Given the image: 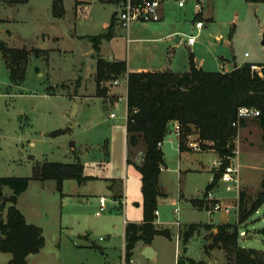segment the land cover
<instances>
[{
	"label": "rangeland",
	"instance_id": "1",
	"mask_svg": "<svg viewBox=\"0 0 264 264\" xmlns=\"http://www.w3.org/2000/svg\"><path fill=\"white\" fill-rule=\"evenodd\" d=\"M55 1L31 0L17 6L0 3V43L31 52L24 75L15 78L0 52V178L30 179L16 207L28 224L42 229L45 246L39 254L30 256L29 264H122V224L126 215L108 210L98 217L96 212L101 196L108 199L112 208L111 185L115 191L126 189L128 202H142L140 174L133 164L141 162L142 154H132L128 146L126 84L122 79L119 86L106 82L109 94L97 97V55L84 36L105 33L103 25L115 21V41L103 42L106 58L114 52L122 58L130 53L139 61V52L131 44L128 52L127 30L118 25V18L113 19L119 4L61 0L66 15L59 19L53 15ZM77 1L84 6L76 13ZM207 1L215 22L206 23L198 43L204 49L216 45L241 65L264 63V3ZM174 2L166 0L164 5ZM192 20L191 14L184 18L173 10L164 23H138L137 33H131L129 38H156L169 27H177V36L182 39L179 45L185 46L190 33L198 34L192 30ZM217 35L222 37V44L215 42ZM175 39L173 36L169 41ZM112 113L115 118L110 117ZM246 123L239 130L237 154L232 159H221L213 151L180 153L177 144L171 145L169 139L164 142L167 168L161 174V186L166 197L159 200V209L163 228L171 230L173 238L156 237L154 245L159 256L154 260L143 257L138 244L134 264H178L179 259L186 264L190 259L195 264H235L224 250L212 247L216 228L199 230L186 248L179 241V233L190 224H237L240 194H245L248 207L256 200L264 181V142L254 119H247ZM54 133L57 135L53 136ZM215 162L239 165L238 189L226 190L228 184L220 181L223 166L216 169ZM45 163L80 164L84 166V175L95 179L83 184L66 180L61 193L55 181L34 179ZM214 174L218 182L212 198L237 206L231 214L210 212L205 195ZM3 192L5 197L13 195L7 187ZM138 196L141 200H137ZM201 202L205 203L202 209L198 207ZM177 208L179 216L175 215ZM262 228L264 205L240 225L239 245L264 252V236L259 234ZM11 259L10 254H0V264H11Z\"/></svg>",
	"mask_w": 264,
	"mask_h": 264
},
{
	"label": "trees",
	"instance_id": "2",
	"mask_svg": "<svg viewBox=\"0 0 264 264\" xmlns=\"http://www.w3.org/2000/svg\"><path fill=\"white\" fill-rule=\"evenodd\" d=\"M31 0H0L7 6L29 3ZM247 3L260 4L264 0H246ZM55 18L65 17V7L61 0L53 4ZM115 21L107 32L98 36L86 37L99 55L103 41L114 37ZM0 52L10 66L12 78L24 75L31 52L26 49H12L0 43ZM95 82L97 97L105 98L109 87L119 79L127 80L126 132L131 153L142 154L141 162H133L142 178L143 222L128 223L125 230V260L129 263L138 242L150 246L156 236L171 238L168 230H157L158 199L163 196L160 177L166 169L162 145L170 132L172 123L181 128L179 150L190 151L187 142L191 136L200 144L201 152L214 150L219 158L236 157L239 130L246 127L247 119H238L241 108H254L260 115L254 118L262 131L264 142V64L253 70L254 64L246 63L231 72H205L197 68L194 57L190 56V70L186 73L170 71L129 72L124 61H108L97 56ZM239 125L234 126V124ZM54 133L53 136H56ZM127 163H131L127 160ZM227 162L222 163L223 169ZM224 171V170H223ZM38 181L53 180L59 192H63L66 180L79 184L95 179L84 175L80 164L45 163L35 174ZM218 178L207 187L206 197L217 186ZM30 179L0 178V254H10L11 264H29L28 258L39 254L45 246L41 228L28 224L16 207L18 197L29 187ZM13 192L5 197L3 189ZM113 189V185L110 186ZM245 194H240L237 224L186 225L180 229L179 241L184 248L190 239L201 229H217L213 236V246L224 250L235 264H264V252L246 249L239 245L240 225L264 205V181L261 191L250 207L244 202ZM6 211V214L4 212ZM264 236V228L259 230ZM178 264H186L182 259ZM189 264H195L190 259ZM203 264V263H201Z\"/></svg>",
	"mask_w": 264,
	"mask_h": 264
},
{
	"label": "crops",
	"instance_id": "3",
	"mask_svg": "<svg viewBox=\"0 0 264 264\" xmlns=\"http://www.w3.org/2000/svg\"><path fill=\"white\" fill-rule=\"evenodd\" d=\"M100 1L101 2H107V3L114 2L115 4H121V2L123 0H115V1L100 0ZM208 2H210V1L204 0L203 6H202V9L200 12H197L194 7L190 8V3L193 4V2H191V1L187 2L185 4V6L182 8L179 7L178 0H175V2L172 5L169 4L167 6L164 5V3H165L164 2L162 4L161 10H160L161 20L159 22H155V23H164L168 13L172 12L173 10H176L178 12V14L180 16H183L184 18H186L188 16V14L189 15L191 14L193 17V20L191 21L193 23L192 30H196L198 34L193 35L192 33H190L188 35V38L189 37H197V39H198L200 34L201 35L204 34L203 29L206 27V23H214L215 22L214 11L209 9V5H208L209 3ZM83 6L84 5L82 4V2L77 1L76 13L78 11V8H82ZM193 6H194V4H193ZM189 10H190V12H189ZM116 13H118V12H116ZM115 14H114V16H115ZM65 15H66V9H65ZM114 16H113V19L115 20L117 18V16L116 17H114ZM112 22L111 23H105L103 25V29L108 30L110 28ZM197 22H203L204 23V26L202 29H198L196 27ZM139 23H145V22H139ZM118 25H119V22H118ZM138 25H140V24L135 23L131 27L132 30L127 31V43H128V52H129V45L130 44L134 45L133 47H134V50L136 52H139V57H140V58L138 57L139 61L137 60L135 55L133 57V55L131 56L130 53H127L128 54L127 57L122 58V57H119V55H117V53L114 52V54L112 56H109L108 58H106V56L103 53V45H104L103 42L104 41L102 42V44L100 46L101 51H100L99 55H97V54L96 55L99 57H102L108 61H118V62L124 61V62H126L129 72H147V71L164 72V71H170L173 73H186L190 70V56L191 55L194 57V62H195V65L197 66V68L202 69L205 72H231L232 70L244 65V64L241 65V64L237 63L233 56L230 57V56H227L224 53H222V51L218 50L216 45L211 46L210 48L207 47V49H204V47H203L204 45L198 43L197 40L191 46H189L187 42H186L185 46L179 45V44H181L182 39H181V37L177 36V34H180V29H175L177 27H174V28L169 27L168 29L165 30L163 35L156 37V38L130 39L129 35L131 33L134 35L137 33ZM173 29H175V30L173 31ZM188 29H190V28H188ZM208 32H210V30H208ZM96 36H98V35H96ZM173 36H176V39L173 41H169L170 38H172ZM209 36H211V33H209L208 37ZM84 37L86 38V37H92V36L88 35V36H84ZM115 39H116V34L114 33V37L111 40L107 41V43L111 44L113 41H115ZM215 42L216 43L221 42V44H222L223 43L222 37L218 36V35L215 36ZM92 48H93V46H92ZM95 58L97 59L98 57H95ZM250 64L256 65L257 70L259 71L261 68L258 65H262L264 63H250ZM122 80L126 84L125 101H126V112H127V83H126V79H122ZM120 83L121 82L119 81V84L117 86H119ZM113 94H117V93L113 92ZM121 100H123L122 97H120V101ZM117 103L118 102H116L114 105H116ZM126 115H127V113H126ZM175 125H176L175 123H172L170 125V132H169V135L167 136L165 142L169 139L170 144L171 145L177 144L178 149H179L178 137L176 136V134L174 132ZM162 150H164V143L162 145ZM209 151L215 152L214 150H207L204 152L206 153ZM187 152H192V151L191 150L185 151V152L180 151V153H187ZM192 153H200V152H192ZM165 160H166V158H165ZM166 168H167V163H166ZM140 179H141V184H142L141 175H140ZM160 186H161V177H160ZM109 190L112 193L111 194V198L113 199L111 202L112 208H110L108 205L104 212L111 210V211H116L117 213L124 212V214L126 215V217L124 218L123 224H122L123 239H124V242H123L124 250H123V257H121V260H122V264H124L123 260H125V246H126L125 230H126V226L128 223H135V224H139V225L142 224V222H143V193L141 192L142 193V202H128L129 194L127 193L126 189H123L122 191H118V190L115 191L114 186H113V189H109ZM161 190L163 193L162 197H166V194L164 193L162 186H161ZM141 191H142V186H141ZM102 197H105V196H101L100 198H102ZM162 197H160L158 199V211H157V220L155 222V227L157 230H168V231H170L171 238L169 240H172L173 234H172L171 230L163 228V226H165V223L162 219V214H161L160 209H159V205H160L159 200ZM137 200H141V196L140 197L138 196ZM120 201H123L124 204H120ZM194 201H198V200H194ZM197 203L198 202H196V204ZM196 204L194 203V205H196ZM204 205H205V203L202 204V202H201L200 206H198V207L200 209H202ZM99 208H100V202H99ZM127 215H134L135 217H133V219H128ZM175 215H177V214H175ZM179 215H180V213H179ZM179 215H177V216H179ZM178 225L180 226V228L182 227L179 222H178ZM114 228H115V226H114ZM156 237H158V236H156ZM156 237L154 238V240L150 246L146 245L143 242H138L135 246V249H136L138 244H141L140 254L143 255L145 249L147 247H151L155 253L153 255L152 260L156 259L159 256V251L156 249V247L154 245ZM164 238H166V237H164ZM135 249L133 251V256H134ZM143 257H145V256L143 255ZM29 258H28V262H29ZM132 260H133V257H132Z\"/></svg>",
	"mask_w": 264,
	"mask_h": 264
},
{
	"label": "built area",
	"instance_id": "4",
	"mask_svg": "<svg viewBox=\"0 0 264 264\" xmlns=\"http://www.w3.org/2000/svg\"><path fill=\"white\" fill-rule=\"evenodd\" d=\"M193 2L194 8L197 12H200L203 6L204 0H178L179 7H184L187 2ZM165 2V0H123L120 5V9L118 11V22L119 25L129 31L130 28L135 24L139 22H145V23H151V22H159L161 20L160 10L162 7V4ZM204 26L203 22H197L196 27L198 29H202ZM197 40V37H189L188 38V45H193ZM248 56V55H246ZM253 70H257L256 66H252ZM115 86L119 84V80H116L113 82ZM127 83V80H126ZM260 115V112L257 109L254 108H241L238 113V119H254ZM111 118H115L116 115L112 113L110 115ZM127 117V115H126ZM239 125V122L237 124H234V126ZM174 132L176 136L179 138L181 136V128L178 124L174 127ZM187 147L192 152H201L200 144L196 141V139L191 136L187 142ZM237 154V152H236ZM222 164L219 162L214 163V168H219ZM239 165H230L227 166L224 171L222 172L220 176V181H223L228 184L227 191L231 192L235 188L238 189L239 185ZM212 178L211 183L214 181L215 178ZM208 200L210 203V212L211 213H223V214H231V212L234 209H238V207L233 206L231 204H225L221 201L215 200L212 198V192L208 195ZM100 208L99 211L96 213V216L100 217L102 213L106 210L108 206V199L105 197L100 198ZM119 203V202H118ZM120 204H124L123 201H120ZM180 209L177 208L175 210V214L179 215ZM157 214V213H156ZM244 235V233L242 232ZM124 264H134V262L131 260L129 263L124 260Z\"/></svg>",
	"mask_w": 264,
	"mask_h": 264
},
{
	"label": "water",
	"instance_id": "5",
	"mask_svg": "<svg viewBox=\"0 0 264 264\" xmlns=\"http://www.w3.org/2000/svg\"><path fill=\"white\" fill-rule=\"evenodd\" d=\"M118 15V13L115 14L114 17H116ZM264 44V42H263ZM69 130V129H68ZM75 147V143L72 142L71 143V148H74ZM154 251L151 247H147L143 253V255L145 256V258H147L148 260H152L153 259V255H154Z\"/></svg>",
	"mask_w": 264,
	"mask_h": 264
}]
</instances>
